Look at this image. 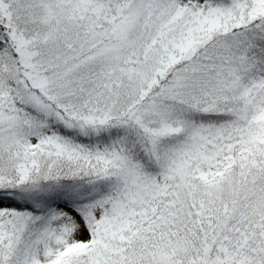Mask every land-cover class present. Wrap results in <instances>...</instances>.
I'll use <instances>...</instances> for the list:
<instances>
[{
    "label": "snow or ice",
    "instance_id": "6c2138e0",
    "mask_svg": "<svg viewBox=\"0 0 264 264\" xmlns=\"http://www.w3.org/2000/svg\"><path fill=\"white\" fill-rule=\"evenodd\" d=\"M0 264H264V0H0Z\"/></svg>",
    "mask_w": 264,
    "mask_h": 264
}]
</instances>
